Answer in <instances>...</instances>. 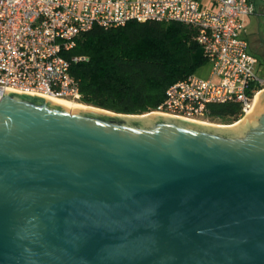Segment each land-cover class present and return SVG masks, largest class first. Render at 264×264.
I'll return each mask as SVG.
<instances>
[{
    "label": "water",
    "instance_id": "water-1",
    "mask_svg": "<svg viewBox=\"0 0 264 264\" xmlns=\"http://www.w3.org/2000/svg\"><path fill=\"white\" fill-rule=\"evenodd\" d=\"M0 96V264H264V91L237 125Z\"/></svg>",
    "mask_w": 264,
    "mask_h": 264
},
{
    "label": "built area",
    "instance_id": "built-area-1",
    "mask_svg": "<svg viewBox=\"0 0 264 264\" xmlns=\"http://www.w3.org/2000/svg\"><path fill=\"white\" fill-rule=\"evenodd\" d=\"M211 1L215 9L202 0H0V96L11 91L78 101L77 81L62 56L76 36L94 25L177 20L199 27L209 75L173 83L151 113L200 122L207 104L237 102L243 117L264 89L258 59L240 36L244 16L255 8L250 0Z\"/></svg>",
    "mask_w": 264,
    "mask_h": 264
},
{
    "label": "trees",
    "instance_id": "trees-1",
    "mask_svg": "<svg viewBox=\"0 0 264 264\" xmlns=\"http://www.w3.org/2000/svg\"><path fill=\"white\" fill-rule=\"evenodd\" d=\"M198 33V26L177 20L92 26L62 52L78 84V102L121 114L156 110L170 85L208 62ZM241 112L237 102L209 103L204 118L231 124Z\"/></svg>",
    "mask_w": 264,
    "mask_h": 264
},
{
    "label": "crops",
    "instance_id": "crops-1",
    "mask_svg": "<svg viewBox=\"0 0 264 264\" xmlns=\"http://www.w3.org/2000/svg\"><path fill=\"white\" fill-rule=\"evenodd\" d=\"M255 8L254 13L244 16V25L240 32V36L247 42V50L255 55L258 63L261 61L256 51L264 50V0H250ZM202 6L215 9L216 6L211 0H202ZM255 50V51H254ZM203 68V71L198 74V71ZM210 64L207 62L196 71V75L208 77ZM204 123V122H203Z\"/></svg>",
    "mask_w": 264,
    "mask_h": 264
},
{
    "label": "rangeland",
    "instance_id": "rangeland-1",
    "mask_svg": "<svg viewBox=\"0 0 264 264\" xmlns=\"http://www.w3.org/2000/svg\"><path fill=\"white\" fill-rule=\"evenodd\" d=\"M256 53L260 57L259 59L261 60L256 66V72L258 73V75L262 76V75H264V50H261L259 52L256 51ZM202 71H203V68H201L198 71V74L200 75V72H202ZM68 100H70V99H68ZM74 102H78V101H74ZM78 103H80V102H78ZM84 105H86V104H84ZM87 106H90V105H87ZM91 107L95 108L94 106H91ZM85 110H88V109H85ZM89 110H92V109H89ZM146 114L148 115V114H152V113L150 112V113H146ZM153 114H157V113H153ZM142 115H144V114H142ZM142 115H139V116H123V115H119L118 117L141 118V117H146L147 116V115H145V116H142ZM157 115H160V114H157ZM243 118L244 117H240L239 120L241 121ZM199 124L206 125V126H211V127H221V126H215V124H217V125H219V124L220 125H225V126H222V127H232V126H226V125H230V124H227L223 120H220V119H217V118H214V119L202 118V119H200ZM210 124H212V125H210Z\"/></svg>",
    "mask_w": 264,
    "mask_h": 264
},
{
    "label": "bare ground",
    "instance_id": "bare-ground-1",
    "mask_svg": "<svg viewBox=\"0 0 264 264\" xmlns=\"http://www.w3.org/2000/svg\"><path fill=\"white\" fill-rule=\"evenodd\" d=\"M262 91H264V89H261L257 94H256V96L257 95H259ZM45 98H47V99H50L51 101H53V102H55L56 104H58V105H60V106H62V107H64V108H66V109H68V110H70V111H73V110H76V109H78V110H83V109H95V108H93V107H91V106H87V105H84V104H82V103H78V102H74V101H70V100H68V99H65V98H59V97H45ZM145 115H147V114H144V115H142V116H145ZM240 121H235V122H233L232 124H230V125H226V126H235V125H237L238 123H239ZM210 125H212V124H210ZM215 126H225V125H217V124H215Z\"/></svg>",
    "mask_w": 264,
    "mask_h": 264
}]
</instances>
